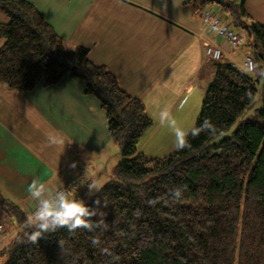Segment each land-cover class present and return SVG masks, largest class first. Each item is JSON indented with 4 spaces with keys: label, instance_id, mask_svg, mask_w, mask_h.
<instances>
[{
    "label": "trees",
    "instance_id": "1",
    "mask_svg": "<svg viewBox=\"0 0 264 264\" xmlns=\"http://www.w3.org/2000/svg\"><path fill=\"white\" fill-rule=\"evenodd\" d=\"M245 2L226 0L222 11L247 32L250 54L264 68V26L249 20ZM0 11L8 18L0 23V82L27 92L43 79L46 86L67 75L82 80L86 93L99 100L120 147L115 172L101 191L91 197L84 186L76 192L90 208L101 201L108 231L60 229L32 243L24 212L10 203L8 217L20 229L0 246V264H264V77L215 62L195 127L208 119L216 131L189 136L191 146L183 150L149 157L140 149L153 119L140 98L94 63L87 47H67L28 0H0ZM259 93L256 117L232 129ZM175 187L183 189L179 201L148 203ZM93 236L100 239L98 247Z\"/></svg>",
    "mask_w": 264,
    "mask_h": 264
},
{
    "label": "crops",
    "instance_id": "2",
    "mask_svg": "<svg viewBox=\"0 0 264 264\" xmlns=\"http://www.w3.org/2000/svg\"><path fill=\"white\" fill-rule=\"evenodd\" d=\"M28 1L67 47H87L94 63L106 66L125 91L145 103L154 131L162 127L161 111L175 113L177 123L199 106L216 70L205 57L206 43L220 46L224 62L237 63L241 71L244 55L250 52L245 45L235 51L205 25L201 13L209 8L200 0ZM244 7L249 20L264 26V0H246ZM7 20L0 11V23ZM70 78L45 88L38 84L27 92L0 82V208L5 213L10 203L24 214L37 206L29 192L34 179L54 193L80 167L86 169L90 182L91 163L102 168L100 161L108 157L104 147L113 139L107 132L106 113L94 96L82 92L80 84L76 92L68 88L76 83ZM189 94L192 104L186 108L183 103ZM94 118L96 127L90 125ZM49 135L64 144L51 145ZM115 159H120V153ZM86 184L80 192L85 186L82 191L87 193Z\"/></svg>",
    "mask_w": 264,
    "mask_h": 264
},
{
    "label": "clouds",
    "instance_id": "3",
    "mask_svg": "<svg viewBox=\"0 0 264 264\" xmlns=\"http://www.w3.org/2000/svg\"><path fill=\"white\" fill-rule=\"evenodd\" d=\"M246 71L251 75L264 77V68H261L254 62L248 63ZM159 120L162 126L167 124L172 130L177 150H183L191 146L188 140L189 136L196 138L201 133H214L216 131L215 126L208 119H205L199 127L193 126L185 130L177 125L175 119L172 118L167 109L159 113ZM48 140L51 145L64 144V141L55 135H49ZM87 186L89 196L94 195L103 188V185L97 180H91L87 183ZM29 192L31 197L37 202V206L32 213L26 215L23 227L30 230L28 232V240L32 243H38L41 238L45 237V234L54 233L60 229H66L69 233L73 234L78 229L88 232H95L97 229H100L102 232L109 230V225L104 219L106 213L99 208L101 203L99 199L94 202L97 207L90 208L82 199L70 198L68 190L58 189L54 193H49L46 185L35 179L30 185ZM182 195L183 189L175 187L169 190L167 196L149 200L148 203L155 205L162 201L168 203L169 200L177 202L182 198ZM107 204L105 201L104 206L106 207ZM97 216L99 219H92ZM91 243L94 247H98L100 245L99 237L93 236ZM59 244L62 249L63 241L60 240ZM101 252L111 255L114 261L119 260V257L110 253L107 248H102Z\"/></svg>",
    "mask_w": 264,
    "mask_h": 264
},
{
    "label": "rangeland",
    "instance_id": "4",
    "mask_svg": "<svg viewBox=\"0 0 264 264\" xmlns=\"http://www.w3.org/2000/svg\"><path fill=\"white\" fill-rule=\"evenodd\" d=\"M200 1L204 2V0H200ZM190 3L193 4L192 1ZM206 8H209V9L215 8L216 11L214 10L215 12L214 11L213 12L216 13L218 10H220L221 5H219L217 3L210 2V3L207 4ZM220 14H222V17L227 20L228 17H227V14L224 11L223 12L220 11ZM227 21H228L227 23L234 29L235 32H237L239 35H241L244 38V40L245 39L247 40V42L245 40V44H244L247 47L248 37H249L247 32H245L244 30H242L239 27L234 26L230 19H228ZM206 44H212V43H206ZM240 49H238V50H240ZM235 51H237V50H235ZM250 53H251V51L249 53L245 54L244 58H245L246 55H251ZM237 59L238 58L236 57V60ZM223 61H224V59H223ZM212 63H215V62H212ZM241 69L243 70V72L245 71V68H241ZM66 77H68V75ZM69 77H71V76H69ZM70 79L74 80L76 83L68 84V88L72 89L73 92H76L77 88H78L76 84H80L81 88H82V92H86L85 91V85H84L82 80L77 79V78H72V77ZM262 82H263V79H262ZM39 85H41V87H43V88L51 86V85L46 86L44 79L39 83ZM58 90L59 89L57 88L55 91L58 92ZM205 92H204V96H205ZM92 96H94V95H92ZM192 99H193V95L189 94L186 97V99H185V101L183 103L184 105L182 104L183 107L185 106L186 108H189L191 106V104H192L191 103ZM203 99H204V97L202 98L199 106L195 110H188L186 112L184 118L180 117L179 122H177L178 126L182 127L185 130H188V129L192 128L193 126H195V123L197 121V118H198V116L200 114V111H201V108H202ZM261 107H262V101H261V96H260V93H259V95L256 98L255 106L250 111H247L243 116H241L239 118V120L237 121V123L233 126L232 129H235L238 126L240 121H244L246 119H254L256 117V115H257V110L259 108H261ZM174 114H172V118H173ZM97 124H98L97 118H94L92 124H90V125L92 127H96ZM107 128H108V123H107ZM154 129H155L154 126L151 127L150 131L147 133V135L145 136V138H144V140H143V142L141 144L143 153L145 155L149 156V157H164V156L170 154L171 152H173L176 149L175 148V136L173 135L172 130L168 127V125L165 124L160 129H156L155 131H154ZM107 132H108V135L111 136L108 130H107ZM151 132H153V133H151ZM150 133H151V135L149 136ZM229 134H230V132H229ZM221 137L222 136H220L218 138L221 139ZM220 139H218V140H220ZM104 149L107 151L108 157H107V159H103L102 161H100V164H103V167L102 168L101 167H97L94 162L91 163L90 170H89V176H88L90 178V175H91V172H92L93 173V180H97L103 186L111 179V177L113 176V174L115 172L117 163L119 161V160L115 159V155H119L120 147L113 140V143L111 144V142H110L109 144H106ZM77 173H78V171H77ZM77 173H76V175H77ZM75 176H73V177H75ZM79 194H81V192ZM94 195H92V196H94ZM29 211H31V210H29ZM28 212H26L24 214L25 218H26V215H27ZM10 219L11 218L8 217V214L5 213L2 208H0V221L2 222L3 228L5 230V237L0 242V246L4 245L8 240H10L17 233V231L20 229V227L18 225L14 226Z\"/></svg>",
    "mask_w": 264,
    "mask_h": 264
},
{
    "label": "built area",
    "instance_id": "5",
    "mask_svg": "<svg viewBox=\"0 0 264 264\" xmlns=\"http://www.w3.org/2000/svg\"><path fill=\"white\" fill-rule=\"evenodd\" d=\"M201 15L205 25L212 31L216 32L224 40H226L234 50H238L244 45V38L237 32H235L234 29L223 20L221 14L214 13L209 9H204L202 10ZM204 54L206 59L210 62H223L224 52L220 46L214 44H206L204 47ZM249 62L256 63L255 59L251 55H246L243 61L245 68L247 67ZM231 64L232 66H236L235 63ZM86 182L87 171L84 167H81L78 170L77 175L71 178L65 186L60 188V190H68L69 194L72 195L78 192L81 185L86 184ZM34 210L35 209L29 211L27 214L32 213ZM4 237L5 230L3 228L2 222L0 221V242L4 239Z\"/></svg>",
    "mask_w": 264,
    "mask_h": 264
},
{
    "label": "water",
    "instance_id": "6",
    "mask_svg": "<svg viewBox=\"0 0 264 264\" xmlns=\"http://www.w3.org/2000/svg\"><path fill=\"white\" fill-rule=\"evenodd\" d=\"M209 2H212V3H217L221 6H223L225 4V0H208Z\"/></svg>",
    "mask_w": 264,
    "mask_h": 264
}]
</instances>
